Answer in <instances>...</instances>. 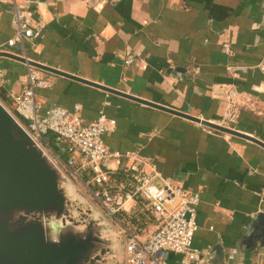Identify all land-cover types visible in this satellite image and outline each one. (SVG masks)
<instances>
[{"label": "crops", "instance_id": "0c3cea01", "mask_svg": "<svg viewBox=\"0 0 264 264\" xmlns=\"http://www.w3.org/2000/svg\"><path fill=\"white\" fill-rule=\"evenodd\" d=\"M19 1L42 24L43 37L13 42L12 13L0 3V53L207 123L217 124L234 102L233 130L264 144V0ZM128 51L135 62L125 66ZM29 68L49 84L36 90L41 115L78 106L85 126L100 114L115 121L103 136L119 155L111 169L137 153L161 179L199 195L192 246L200 264H264V249L244 243L255 215L264 213L261 146L0 57L6 102L27 86ZM179 259L170 255L168 264Z\"/></svg>", "mask_w": 264, "mask_h": 264}, {"label": "built area", "instance_id": "2783aa9c", "mask_svg": "<svg viewBox=\"0 0 264 264\" xmlns=\"http://www.w3.org/2000/svg\"><path fill=\"white\" fill-rule=\"evenodd\" d=\"M0 3L12 13L13 42L42 39L44 27L34 23L19 0ZM133 62V53L128 51L124 65ZM2 79L0 71V82ZM48 85L29 68L27 86L9 97V102H5L9 108L4 106L43 149L54 154L55 163L65 168L67 177L79 185L86 200L114 229L122 241V264H168L170 255L180 257L178 264L202 263L201 254L192 246L198 230L199 195L184 189L179 181L161 179L153 162L137 153L125 154L119 169H111L110 162L119 155L108 151L103 136L113 131L115 121L100 114L85 126L78 106L72 112L51 107L41 115L36 90ZM238 116L237 105L230 101L215 125L233 130ZM49 135L52 147L46 141Z\"/></svg>", "mask_w": 264, "mask_h": 264}, {"label": "water", "instance_id": "95a60500", "mask_svg": "<svg viewBox=\"0 0 264 264\" xmlns=\"http://www.w3.org/2000/svg\"><path fill=\"white\" fill-rule=\"evenodd\" d=\"M12 59L54 75L200 123L221 133L264 144L234 130L200 121L119 91L106 89L9 53ZM264 249V213L252 220L244 240ZM221 255L220 248L214 250ZM122 241L104 217L0 101V264H118Z\"/></svg>", "mask_w": 264, "mask_h": 264}, {"label": "rangeland", "instance_id": "374dc122", "mask_svg": "<svg viewBox=\"0 0 264 264\" xmlns=\"http://www.w3.org/2000/svg\"><path fill=\"white\" fill-rule=\"evenodd\" d=\"M2 103H3V102H2ZM3 104L9 108V104H8V103H5V102H4ZM10 109H11V108H10ZM44 150H45L46 153L49 155V157H50L54 162H56V159H55L54 154H53L48 148H46V147H44ZM59 166H60V168L63 170V172L66 173L65 168H63V166H61L60 164H59ZM73 184L76 186V189H77L78 193L82 194V197L85 196L84 193H83V191H82V189H80L79 185H77V184L75 183V181L73 182ZM84 199H85V198H84ZM85 200H86V199H85ZM86 201H87V200H86ZM118 264H122V263H118Z\"/></svg>", "mask_w": 264, "mask_h": 264}, {"label": "trees", "instance_id": "16d2710c", "mask_svg": "<svg viewBox=\"0 0 264 264\" xmlns=\"http://www.w3.org/2000/svg\"><path fill=\"white\" fill-rule=\"evenodd\" d=\"M6 94H5V91L3 90L2 87H0V101L1 102H6ZM46 141L48 142V144L52 147L53 146V139H52V136H47L46 137Z\"/></svg>", "mask_w": 264, "mask_h": 264}]
</instances>
